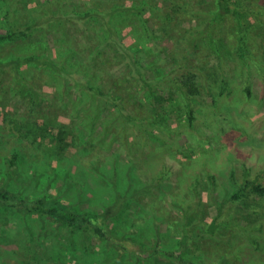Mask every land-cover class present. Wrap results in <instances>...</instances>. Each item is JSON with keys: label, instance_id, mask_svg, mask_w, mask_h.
Masks as SVG:
<instances>
[{"label": "rangeland", "instance_id": "374dc122", "mask_svg": "<svg viewBox=\"0 0 264 264\" xmlns=\"http://www.w3.org/2000/svg\"><path fill=\"white\" fill-rule=\"evenodd\" d=\"M114 1L0 0V33L23 26L26 19L39 21L35 32L0 45V62L41 54H50L57 58L59 55L57 56L55 50L57 53L63 51L61 58H64L73 43H81L79 23L52 17L59 12H63V15L85 13L102 2L106 6H114L116 3L122 9L115 12L112 18L124 41L132 47L140 44L145 48H152L151 52L155 55L153 61L166 57L167 54V58H171L176 48L175 41L153 40L149 34L158 31L156 23L165 22L173 2L179 0ZM192 3L201 8L193 19L196 23H191L187 16H182L185 11H181L177 15L183 23L179 26L174 18L167 25L169 31L179 27L190 29L193 25L195 28L205 29L209 25V18H212L209 15V6L213 7L214 0H192ZM192 3L191 0H185L183 8L193 6ZM48 18L52 19L46 21ZM214 24L216 22H213L212 28H224L216 30L215 37L219 39L220 30H226L224 39H221L224 44L230 43L233 36V31L227 29L231 26L230 20L220 25ZM62 30L69 32V37ZM167 37L169 36L165 38ZM206 37L205 42L201 41L205 47ZM159 38L162 37L155 39ZM258 42L262 53L255 56L254 68L250 69V62H240L239 65L244 64L242 66L232 63L227 77L232 86L218 98L216 94L222 89L213 85L210 94L195 99V120L192 123L187 122L186 116L178 121L176 113H167L162 106L171 108L170 102L156 104L159 112L167 116L171 128L173 125L178 127L169 132L157 128L154 131L152 127L149 130L151 133L147 132L149 138L146 139V144L141 148H134L130 153L114 138L112 132H104L101 124H107L105 118L94 123L86 119V110L93 113V109L87 107V98H83L78 104V84H73L74 88L71 89L64 87L67 96L71 95L75 112L67 115L68 119L60 115L61 121L72 123L77 129L75 132L79 138L78 146L74 145L73 136H68L62 148L57 146L50 149V145L55 142L51 139L44 140V150L29 148L20 135L6 125L8 122L4 120V116L0 115L1 186L29 199H58L77 212L99 213L119 202L122 206L117 217L109 220V236L128 240L125 248L109 246V243L101 241L91 233L65 229L53 219L19 213L0 203V264H150L153 258L157 264H234L224 252H217L213 260L203 254L204 248L197 249L190 244H182L183 237L186 236L198 241V237L205 230L201 220L187 229L184 228L186 220H183L181 214L183 209L179 208L178 212L173 211V216H168L161 210L157 211V207L164 205L169 208L168 203L175 202L172 195L177 188L179 176L183 174L181 168L186 164V156L191 158V167L186 170L187 173L210 172L217 176L219 189L210 196L215 204L229 201L238 191L240 183L233 181V172L238 176L248 170L252 178L264 180V40L259 38ZM178 56L180 57L179 53ZM192 58L197 59L199 55ZM201 58H204L202 54ZM71 61L77 62L72 59ZM216 63L218 60L213 55L210 66ZM170 67L172 68L170 65L168 69ZM256 69L262 73L259 74ZM18 70V75L0 71V82L4 78L11 81L15 87L14 95L22 88L26 89L27 84L38 76L31 63L20 64ZM160 70L164 73L160 74L161 77L168 73L164 68ZM242 70L244 72L240 76ZM113 71L121 70L115 66ZM148 76L151 79L155 73L149 70ZM156 76L159 77V73ZM43 79V91L53 93L57 90L56 83L60 82H55L54 77L51 76V82ZM46 81L50 86L45 85ZM124 81L123 89L130 102L122 107L120 113L129 120L130 116L139 117V120L133 122V126L136 125V132L140 136L144 128V121L141 120L144 116L152 115L148 103L150 95L144 93L141 82L127 79ZM199 83H202V78ZM247 87L252 90L250 98L245 93ZM176 97L173 96L174 99ZM180 103L178 108H184V101L181 100ZM9 105L5 111L16 113L18 120L23 122L28 113L27 104L15 99ZM45 109L42 107L41 111L47 112ZM14 156L16 160L12 166L11 160ZM134 156L141 161L135 164L130 162ZM149 159L155 164L142 165ZM165 166L170 168L172 175L163 182L155 180V175ZM253 200L256 206L252 208L264 213V198L253 195L251 201ZM249 202L247 199L246 203ZM205 205L204 203L203 207ZM238 208H246L245 203L237 204ZM209 210L212 216L217 214L216 205L209 206ZM235 216L239 220L240 215L236 213ZM240 220L242 224L245 221L243 218ZM247 220L253 222L254 228L260 225V234L264 235V214L262 218L250 214ZM243 252L244 262L248 259L249 264H258L259 259L264 261V254L261 258L255 256L259 253L252 244ZM243 261L240 263L243 264Z\"/></svg>", "mask_w": 264, "mask_h": 264}, {"label": "trees", "instance_id": "16d2710c", "mask_svg": "<svg viewBox=\"0 0 264 264\" xmlns=\"http://www.w3.org/2000/svg\"><path fill=\"white\" fill-rule=\"evenodd\" d=\"M114 2H120V0ZM184 2L185 0L173 2L171 12L166 15V21L162 24L156 23V25L158 24V31L149 34L153 40L172 39L176 44L171 58H167V54L166 57L155 59L156 61H153L155 55L151 52L153 51L152 48H145L140 44L132 47L124 41V37L120 34L118 26L112 18L115 12L122 10L116 3L114 6H106V3L102 2L94 8H89L85 13L76 12L63 15V12H59L52 18L78 21L80 27L79 40L82 46L73 43L74 45L72 44L68 48L64 58H61L63 51L57 53L55 50L57 56L59 55L57 58L50 56V54H41L25 59L0 62L2 73L13 72V75H18L19 65L28 63L33 64L38 73V76L27 84L26 89H20L15 95L13 93L15 87L11 81L8 82L7 78H4L0 82V115H3L4 120L8 122L6 125L11 131L20 135L29 148L41 150L46 139L55 141L53 144L51 142L52 148L50 149H55L54 147L57 148V146L62 148L68 136H73L74 145L78 146L79 138L75 132L77 129L72 123L61 121L60 118V115H63V118L68 119L67 115L75 112L71 95L67 96L64 89L65 86L70 89L74 88L73 84H78L76 85L77 90H79L78 104L83 101V98H87V107L90 106L93 109V113L86 110V119L94 123L98 119L105 118L107 124H101L104 132L106 134L112 132L114 138L118 139L129 153L134 151V148H141L146 144V139L149 138L148 133H151L149 130L152 127L153 130L157 128V130H164L165 132L178 127V125H173L174 127L171 128L167 116H164L155 107L159 102H170L171 108L162 106L167 113H176L178 121H182L181 119L186 116L187 122L192 123L195 120L193 109L195 99L198 100L206 94H210L213 85H216L220 90L222 89L218 94L215 93L218 98L232 86L230 79L227 78L232 63L242 66L244 64L239 65L240 62L245 64L250 62V69L256 65L253 64L255 56L262 53L258 39L264 40V0H214L213 7L209 6L211 13L208 12L212 18H209V25L205 29L195 28L193 25L190 29L179 27V29L169 31L167 25L171 24L174 18L179 22V26L183 23V20L180 21V16L177 15L181 11H185L182 16H187L191 23H196V20L193 19H195V14L200 12V6H194L191 0L193 6L189 5L183 8ZM52 18H48L46 21H50ZM226 20L231 22V26L227 29L233 31V36L228 44H224L221 39H224L226 30H220L219 39H217L215 37L217 35L216 30L224 28H212L213 22H216L214 25H220ZM38 23L39 21L33 18L26 19L23 26L0 33V45L17 37L25 36L30 32H35ZM62 32L66 37H69V32L64 30ZM166 36L171 38H165ZM156 37L162 38L155 39ZM205 37L208 48L201 43ZM201 54L204 58H201ZM198 55L199 58H192L193 56L198 57ZM213 55L216 56L218 63L211 67ZM71 59L77 62L72 63L73 61L70 62ZM170 65L172 68L168 69ZM113 66L119 67L121 71L114 72ZM162 67L168 70V73L161 77L160 74H164L160 70L163 69ZM149 70L155 73L151 79L148 76ZM256 71L259 74L262 73L258 69ZM242 72L244 70L240 72V76H242ZM115 73L118 75L116 76ZM157 73H159V77L156 76ZM51 76L55 78V82H60L56 83L58 88L53 93L43 91V78L51 82ZM200 78H202L201 84L199 83ZM125 79L141 82L144 86V93L147 92L150 95L148 103L152 115L144 116L141 120L144 121L142 122L144 128L140 132V136L136 132V125L133 126V122L136 119L139 120V117L130 116L129 120L128 117L120 113L122 107L130 102L126 97V91L123 89ZM47 81L45 85L50 86ZM245 93L250 98L252 96L251 88L247 87ZM168 94L170 95L166 96ZM173 96H177L176 99ZM15 99L26 103L28 106V113H26L23 122L18 120L16 113L10 112V114L5 111L7 106H10L9 103ZM180 99L185 104L182 109L178 108V105H181ZM42 107L46 108L47 112L41 111ZM86 124L90 125L87 121ZM46 149L49 150V148ZM62 155L61 153L60 156ZM183 155L185 157V154ZM186 159V164L184 163L181 168L183 174L179 176L177 188L174 189L175 192L172 195L175 202H169V208L158 205L157 211L161 210L171 216L173 211L178 212L179 208L183 209L181 214L183 220H186L184 228L187 227V229L191 227L190 225L199 223L201 220L205 230L198 237V241L186 236V238L183 237L182 244L184 246L190 244L191 247L197 249L204 248L203 254L209 259L214 260L217 252H224L234 264H241L240 262L245 257L243 250L249 248L250 244L258 250L259 255L255 256L261 258L264 254V235L260 234V225L256 226L257 229L254 228L253 222L247 218L250 214L262 218L264 214L260 210L252 208L256 206V203L254 200L251 201L253 195L264 198V180L252 178L248 170L238 176L233 172V181L240 183L238 191L229 201L215 204L210 196L219 189L217 176L210 174V172L194 171L187 173L186 170L191 167L189 165L191 158L186 156ZM15 160L16 156L11 160L12 166L15 165ZM140 161L135 156L130 160L134 164ZM151 164L155 163L149 159L142 165L151 166ZM171 175L172 171L165 166L154 178L163 182ZM247 199L250 201L249 203H246ZM241 202L245 203L246 208L237 209V204ZM0 203L8 205L19 213L48 217L65 229L91 233L101 241L109 243V246L127 247L128 240H119L109 236L111 233L109 220H114L117 217L122 206L119 202L108 210L99 213L77 212L58 199H29L0 185ZM204 203L206 204L205 207H203ZM212 205L217 206L215 216L210 214L209 206ZM236 213L240 215L239 220L235 216ZM241 218L245 219L243 224ZM169 220L171 219L169 218ZM249 260L243 261V264H249ZM150 264H157L155 258L151 260ZM258 264H264V261L259 259Z\"/></svg>", "mask_w": 264, "mask_h": 264}]
</instances>
